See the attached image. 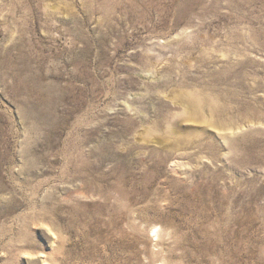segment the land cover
Listing matches in <instances>:
<instances>
[{
	"label": "rangeland",
	"instance_id": "1",
	"mask_svg": "<svg viewBox=\"0 0 264 264\" xmlns=\"http://www.w3.org/2000/svg\"><path fill=\"white\" fill-rule=\"evenodd\" d=\"M0 264H264V0H0Z\"/></svg>",
	"mask_w": 264,
	"mask_h": 264
},
{
	"label": "clouds",
	"instance_id": "2",
	"mask_svg": "<svg viewBox=\"0 0 264 264\" xmlns=\"http://www.w3.org/2000/svg\"><path fill=\"white\" fill-rule=\"evenodd\" d=\"M32 254L30 252H24L22 253V257L24 258H31Z\"/></svg>",
	"mask_w": 264,
	"mask_h": 264
},
{
	"label": "bare ground",
	"instance_id": "3",
	"mask_svg": "<svg viewBox=\"0 0 264 264\" xmlns=\"http://www.w3.org/2000/svg\"><path fill=\"white\" fill-rule=\"evenodd\" d=\"M157 227V226H156Z\"/></svg>",
	"mask_w": 264,
	"mask_h": 264
}]
</instances>
